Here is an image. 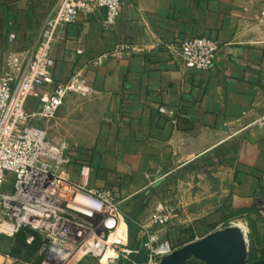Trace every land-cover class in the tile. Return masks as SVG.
I'll use <instances>...</instances> for the list:
<instances>
[{
	"label": "crops",
	"instance_id": "1",
	"mask_svg": "<svg viewBox=\"0 0 264 264\" xmlns=\"http://www.w3.org/2000/svg\"><path fill=\"white\" fill-rule=\"evenodd\" d=\"M121 1L115 26L105 25L103 9L80 15L60 29L52 53L54 81L84 83L92 90L86 111L101 116L89 135L87 120H74L78 103L70 94L49 123L50 137L70 144L71 179L78 182L80 167L88 165L90 187L111 189L121 207L128 206L178 168L235 143L233 203L245 212L247 228L239 226L259 248L264 244V205L259 206L264 201V0ZM56 2L0 0V80L9 55L32 48ZM192 36L219 42L211 71L187 70L180 62V45ZM120 44L137 51L109 57ZM37 105L29 100V111ZM137 225L138 239L148 238L149 225ZM174 236L171 230L170 239ZM0 264L15 260L0 254Z\"/></svg>",
	"mask_w": 264,
	"mask_h": 264
},
{
	"label": "built area",
	"instance_id": "2",
	"mask_svg": "<svg viewBox=\"0 0 264 264\" xmlns=\"http://www.w3.org/2000/svg\"><path fill=\"white\" fill-rule=\"evenodd\" d=\"M100 9L106 10L105 25L113 27L122 1L57 0L32 48L11 53L8 70L0 80V235L14 239L24 229L39 234L43 239L40 254H46L41 264H78L88 257L100 258L102 264L109 250L114 256L108 258V264H116L119 253L128 262L139 264L130 259L140 250L130 247L129 228L114 191L91 188L92 169L88 165L80 167L79 181L74 182L69 173L70 144L56 142L49 134V123L70 94L86 96L92 92L76 79L54 81L50 62L59 31L75 23L80 15L90 16ZM219 50L218 41L192 36L181 43L177 56L185 69L208 72L214 68ZM136 51L130 44H120L108 56ZM30 99L38 102L34 111L28 109ZM78 198L82 204H77ZM170 220L164 210L151 218L159 227ZM123 223L127 228L118 236ZM114 235L116 242L109 243ZM34 241V236L27 239L28 244ZM158 241V236L148 237L141 249L149 255L142 264H158L175 250L168 241L159 246Z\"/></svg>",
	"mask_w": 264,
	"mask_h": 264
},
{
	"label": "rangeland",
	"instance_id": "3",
	"mask_svg": "<svg viewBox=\"0 0 264 264\" xmlns=\"http://www.w3.org/2000/svg\"><path fill=\"white\" fill-rule=\"evenodd\" d=\"M71 95L75 99V105L77 103L79 105L76 106L74 120L77 123L87 120L89 130L91 129L88 134L94 135V130L101 118L99 112L94 110L88 113L86 111L87 102H89L88 95L83 96L79 93H72ZM236 159L237 145L232 143L216 150L210 158H202L173 171L165 181L160 182L145 196L146 209L149 212L141 214L138 220V222H144V226L149 225L145 233L148 231L149 236H158V246L168 241L176 250L188 242L199 240L230 225L246 227L242 221L245 219L244 210L235 208L233 203ZM261 203L263 204L260 202L259 206H262ZM121 209L124 213H131L135 206L134 204L123 205ZM162 210L169 213L170 222L164 227L153 225L149 217L152 218L154 214ZM147 215L148 217H146ZM171 230L175 232L172 239L169 237ZM139 233L138 225L131 235L129 232V242L133 240L132 249L134 250H138L137 247L141 242L146 244L148 241L147 234L138 239ZM8 240L9 238L0 235V254L8 255L15 260V264H41L46 257V254H40L43 239L39 235H36V241L32 244L17 241L15 247H8L6 243ZM139 250L140 254L145 257L143 261L145 262L149 252L141 248ZM259 250L263 255L264 244L259 245ZM109 253L114 256L111 250L106 255L110 256ZM119 255L120 259L116 264H132L121 253ZM139 255H131L130 259L135 261ZM86 259H95L100 264V258L88 257ZM142 263L139 262V264ZM72 264H76V262Z\"/></svg>",
	"mask_w": 264,
	"mask_h": 264
},
{
	"label": "water",
	"instance_id": "4",
	"mask_svg": "<svg viewBox=\"0 0 264 264\" xmlns=\"http://www.w3.org/2000/svg\"><path fill=\"white\" fill-rule=\"evenodd\" d=\"M250 251L248 232L234 224L174 250L158 264H264V258L252 261Z\"/></svg>",
	"mask_w": 264,
	"mask_h": 264
},
{
	"label": "trees",
	"instance_id": "5",
	"mask_svg": "<svg viewBox=\"0 0 264 264\" xmlns=\"http://www.w3.org/2000/svg\"><path fill=\"white\" fill-rule=\"evenodd\" d=\"M133 204L135 206V209L131 213H125V219H126V223L128 225V228H129L130 235L132 234L133 230L136 228L139 217L141 216L143 211L146 209L147 201L145 199V196L137 197L134 200ZM36 235H39V234L33 232L30 229H24L18 236H16L14 238V240H16V242L21 241V242L25 243V242H27V239L30 236H34L35 241H36ZM130 239H131V237H130ZM15 243H14L13 247H15ZM42 243H43V240H42ZM130 247L133 248V240L130 242ZM137 248L139 250L141 248L140 245ZM250 249H251L250 257H251L252 261H258V260L264 258V254L261 255L262 252L259 250V248H256L254 245H251ZM144 259H145V257L143 256V254H140L139 256L136 257V260L140 263H142L144 261Z\"/></svg>",
	"mask_w": 264,
	"mask_h": 264
},
{
	"label": "bare ground",
	"instance_id": "6",
	"mask_svg": "<svg viewBox=\"0 0 264 264\" xmlns=\"http://www.w3.org/2000/svg\"><path fill=\"white\" fill-rule=\"evenodd\" d=\"M81 200H82L81 198H78V200L76 201L77 204H82L83 202H82ZM239 227H240V226H239ZM126 228H127V225H126L125 223H123V224H122V227H121V229L118 231L117 235L120 236V235L122 234V232H124V231L126 230ZM240 228H241V227H240ZM244 231L247 232V230H246L245 228H244ZM116 239H117L116 235L112 236L111 239L109 240V243L116 242ZM109 255H110V253H109ZM112 255H113V254H112ZM112 255H110V256H112ZM110 256H107V255L103 256L102 264H104L105 261H106V264H108V262H107V257H110Z\"/></svg>",
	"mask_w": 264,
	"mask_h": 264
}]
</instances>
